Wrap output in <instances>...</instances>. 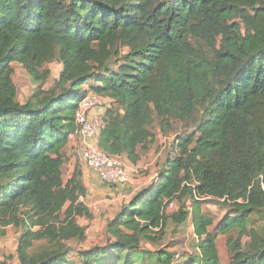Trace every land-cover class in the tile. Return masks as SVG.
<instances>
[{
  "label": "trees",
  "instance_id": "trees-1",
  "mask_svg": "<svg viewBox=\"0 0 264 264\" xmlns=\"http://www.w3.org/2000/svg\"><path fill=\"white\" fill-rule=\"evenodd\" d=\"M57 60L55 84L22 103L14 63L42 85ZM89 93L111 100L98 147L133 165L156 119L165 133L173 120L192 130L80 264H172L142 242L158 241L171 203L184 222L189 199L199 252L186 264H223L205 200L230 208L229 264H264V230L250 227L264 213V0H0V226L22 228L19 264H77L68 242L86 240L78 218L92 212L81 169L64 181V150Z\"/></svg>",
  "mask_w": 264,
  "mask_h": 264
},
{
  "label": "rangeland",
  "instance_id": "rangeland-1",
  "mask_svg": "<svg viewBox=\"0 0 264 264\" xmlns=\"http://www.w3.org/2000/svg\"><path fill=\"white\" fill-rule=\"evenodd\" d=\"M124 51L128 50L124 49ZM46 68L51 69V76L47 82L41 85L33 81L31 75L25 70L23 65L20 63L14 64L15 72L13 78L18 87L19 100L22 103L32 100L36 91L50 89L59 79L62 66L58 60L47 64ZM93 82L94 81L89 82L87 87ZM99 101L100 103L96 107L102 106V103H104L105 100L100 99ZM91 110L92 109L87 112L90 121L89 112ZM91 123L94 126L95 131L98 130L96 129L98 126H95L93 121H91ZM151 130L155 135L154 143L150 145V148L147 151L142 152V159L139 163L133 165L128 159H125L130 174L128 183L120 187L110 186L107 183H103L107 189L94 188L93 191L87 193L85 198H82V201L92 212V217L78 218L79 224L86 228V240L82 243L73 240L68 242L73 249L71 255L76 259L77 264H80L79 259L76 257L77 251L106 244L108 239L106 229L108 223L112 222L120 212L124 211V207L132 202L140 192L153 187L158 172L164 167L167 158L175 155L174 143L176 139L183 135V133L190 132L192 129H188L184 124H181L177 120H173L172 128L165 133L161 130L159 121L156 119ZM85 145L87 146L88 144L85 143ZM75 147L76 146L74 145L73 148H71V150H73V152H71L72 155L78 154L75 151ZM64 155L67 159L63 166V178L66 182L70 179L72 172L69 164L70 158L68 159L66 152H64ZM191 203V199L187 200L186 210L189 212V216L182 223H176L172 216L179 210V202L176 201L174 206H169L166 210L169 217L167 218L163 234L160 236L158 235L159 239L155 243L143 240V247L155 253L166 251L174 254L172 264H186V261H188L190 257L197 255L199 252L197 248L198 237L194 231ZM201 208L202 213L214 220V224L209 230H211L213 235H217V246L222 263L229 264L232 260V253L228 240L236 238L238 236V231L233 230L228 234H222L219 231L223 220L228 214H230V208L216 200L203 201ZM250 227L258 229L259 231L260 229L264 230V213L261 212L252 215ZM2 231L3 229L0 226V262L5 261L7 264H19L17 248L22 228L10 225L6 227L5 235L1 234ZM249 240L250 238L245 236L243 238V243L247 245ZM40 245H42V242H36L35 250L39 248Z\"/></svg>",
  "mask_w": 264,
  "mask_h": 264
},
{
  "label": "built area",
  "instance_id": "built-area-1",
  "mask_svg": "<svg viewBox=\"0 0 264 264\" xmlns=\"http://www.w3.org/2000/svg\"><path fill=\"white\" fill-rule=\"evenodd\" d=\"M99 97L95 94H88L80 103V108L76 114L77 129L71 136H79L88 145L84 146L82 159L85 165L100 177V179L110 186L120 187L129 181V171L122 155L110 154L98 145H94L97 132L88 117V111L100 103ZM91 143V144H89ZM169 206H174L171 203Z\"/></svg>",
  "mask_w": 264,
  "mask_h": 264
},
{
  "label": "crops",
  "instance_id": "crops-1",
  "mask_svg": "<svg viewBox=\"0 0 264 264\" xmlns=\"http://www.w3.org/2000/svg\"><path fill=\"white\" fill-rule=\"evenodd\" d=\"M110 103H111V100L109 98H107L105 103L102 106L92 108V110L89 112L91 121H93L95 126H98V127H96V129H98V130H96L97 133H99L100 127L103 124L102 119H103L104 113L106 111V107L109 106ZM94 142L97 145L98 137L95 139ZM74 145L76 146L75 151L78 154L72 155L71 152H73V150H71V148H73ZM84 146H85V140L82 137L71 136L69 144L67 145V147L65 148V151H64V152H66V155H68V159L70 158L69 164L71 166V172L73 173L75 167H77V166L81 169L83 183L86 186V188L88 189V192L93 191L94 188L107 189V188H105V186L103 184L104 182L101 181V179H99L98 175L95 174L94 172H92L85 165V163L82 159V151L84 149ZM72 173H71V175H72Z\"/></svg>",
  "mask_w": 264,
  "mask_h": 264
}]
</instances>
